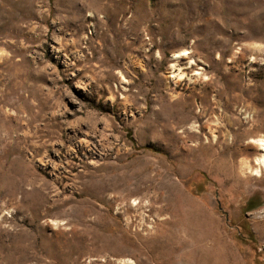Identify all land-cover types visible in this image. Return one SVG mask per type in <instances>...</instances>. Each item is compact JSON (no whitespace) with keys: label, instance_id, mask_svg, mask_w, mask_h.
Here are the masks:
<instances>
[{"label":"rangeland","instance_id":"374dc122","mask_svg":"<svg viewBox=\"0 0 264 264\" xmlns=\"http://www.w3.org/2000/svg\"><path fill=\"white\" fill-rule=\"evenodd\" d=\"M260 139L264 0H0V264H264Z\"/></svg>","mask_w":264,"mask_h":264},{"label":"bare ground","instance_id":"6f19581e","mask_svg":"<svg viewBox=\"0 0 264 264\" xmlns=\"http://www.w3.org/2000/svg\"><path fill=\"white\" fill-rule=\"evenodd\" d=\"M259 142H260V143H258L259 146L264 150V139H260ZM257 164H258V167H261V166L264 167V154L260 158L257 159ZM258 167L255 169V172L259 171Z\"/></svg>","mask_w":264,"mask_h":264}]
</instances>
